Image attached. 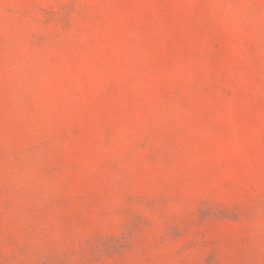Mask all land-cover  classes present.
Here are the masks:
<instances>
[{
  "label": "rangeland",
  "instance_id": "1",
  "mask_svg": "<svg viewBox=\"0 0 264 264\" xmlns=\"http://www.w3.org/2000/svg\"><path fill=\"white\" fill-rule=\"evenodd\" d=\"M0 264H264V0H0Z\"/></svg>",
  "mask_w": 264,
  "mask_h": 264
}]
</instances>
